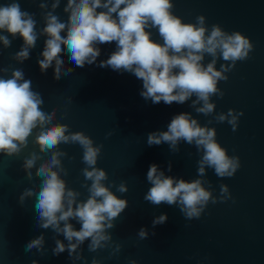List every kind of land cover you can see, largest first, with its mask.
I'll return each mask as SVG.
<instances>
[{"label": "water", "instance_id": "water-1", "mask_svg": "<svg viewBox=\"0 0 264 264\" xmlns=\"http://www.w3.org/2000/svg\"><path fill=\"white\" fill-rule=\"evenodd\" d=\"M11 2L0 0V5ZM17 2L22 10L34 14L38 39L29 50V59L23 62L14 58L23 47L22 38L9 37L12 42L7 48L0 42V77L11 78L13 70L22 69L24 79L31 80L32 90L43 101L42 110L55 113L48 127L65 124L69 127L65 135L83 132L93 140V147L103 145L95 167L105 171L107 180L102 183L119 199L126 200L128 206L112 221L114 227L106 228L105 234L111 239L102 242V247L90 251L89 238L69 255V241L64 235L52 227L40 226L35 193L40 190L41 178L36 172L51 160L54 151H60L66 153L58 159L68 173L65 176L60 172V177L67 189L79 193L77 203L88 199L92 181L85 180L82 174L87 165L83 163V149L79 144L61 143L52 151L41 152L34 142L39 131L36 129L19 155L8 157L0 153V264H33L34 261L36 264H93L94 260L97 264H264V0H172V12L183 23L195 24L196 18L203 16L209 32L212 25H219L229 35L240 32L253 45L249 57L237 61L225 73L228 80L218 82L224 96L210 98L216 107L209 116L196 111L203 102L192 106L195 95L184 104L166 105L163 101L153 104L140 95L143 82L134 74L98 67L116 50V42L97 45L101 54L96 63L85 64L83 68L69 61L65 49L61 53L65 59L64 70L72 68L73 71L56 79L53 62V67L42 73L37 61L42 59L47 39L42 32L45 17L52 11L59 19L66 20L70 15L64 12L67 0H60L55 10L53 0ZM40 3L47 7L40 8ZM151 33L153 41L163 43L158 29H151ZM212 59L205 53L202 63L206 67ZM230 63L218 58L216 70H220L221 64ZM230 109L243 113L236 131L227 121L215 120L217 115L227 114ZM180 113H189L201 126L215 128L216 141L230 157L239 158L240 168L234 176L220 178L207 166L205 175L199 176L203 151L194 143L190 145L181 140L177 150L169 143L148 145V134L167 131L172 118ZM33 153L38 159L26 170L24 161ZM152 164L177 180H203V186L211 191L217 203L212 204L210 200L199 219L188 220L178 205L155 206L145 201L152 186L147 180ZM53 171L59 172V168ZM122 182L128 189L125 193L117 192L113 186L118 187ZM222 184L229 190L223 195ZM29 189L34 194L24 196ZM162 214L167 215L166 222L153 226V220ZM64 223L60 222L61 228ZM68 223L77 231L81 227L73 219ZM141 228L147 231L146 238L140 237ZM41 236V248L26 251L27 244ZM57 240L66 249L59 255L53 251Z\"/></svg>", "mask_w": 264, "mask_h": 264}, {"label": "clouds", "instance_id": "clouds-1", "mask_svg": "<svg viewBox=\"0 0 264 264\" xmlns=\"http://www.w3.org/2000/svg\"><path fill=\"white\" fill-rule=\"evenodd\" d=\"M59 4L60 0H53L52 9L55 10ZM39 7L43 9L47 5L40 3ZM173 8L172 0H67L64 12H70V15L66 20L59 19L52 11L45 17L42 32L47 39L41 53L42 59L37 61L39 68L42 73H46L55 62L54 78L59 79L61 75L73 71L72 68L64 70L65 59L61 53L65 49L69 61L83 68L85 64L96 63L101 54L97 45L116 42V50L98 67L134 74L143 82L140 95L153 104L161 101L166 105L173 102L184 104L195 95L192 106L203 102L196 111L209 116L216 107L210 98L214 95L220 98L224 96L217 86L218 82L228 80L225 73L230 72L237 61L246 60L253 45L240 32L229 35L219 25H212L209 32L204 26L203 16L197 17L195 24H185L173 14ZM36 27L34 14L22 10L17 0L0 5V33H7L0 34V42L7 48L12 42L9 37L23 40V47L15 54L16 60L23 62L29 59V50L35 47L38 39ZM154 28L158 29L163 43L151 39V29ZM205 53L213 57L206 67L202 63ZM218 58L231 63L221 64L220 70H216ZM42 103L39 93L32 90L31 80L24 79L22 69L13 70L11 78L0 77V153L8 157L19 155L36 129L39 131L34 142L41 152L52 151L61 143L81 146L82 160L87 165L82 174L85 180L92 181L88 188V199L77 203L79 193L66 188L60 172L65 176L68 173L58 159L66 153L54 151L51 160L42 164L36 172L41 184L40 190L35 193V210L42 228L52 227L69 241V255L89 238V250L96 251L103 246L102 242L111 239L105 230L114 227L112 221L127 208V201L119 199L102 183L107 180V175L104 170L95 167L103 145L93 147V140L83 132L65 135L69 132L65 124L48 127L55 113L43 111ZM242 115V112L230 109L227 114L217 115L215 120L218 123L227 121L236 131ZM216 135L215 128L201 126L189 113H180L172 118L167 131L149 133L147 143L149 146L169 143L173 150H177L176 146L181 140L190 145L194 143L198 150L203 151L199 161V176L205 175L207 166L220 178L232 177L240 168L239 158L230 157L227 150L216 141ZM37 159L35 153L31 154L24 161V168L31 169ZM53 168H59V172L53 171ZM158 169L156 164L149 166L147 180L152 186L144 197L145 201L155 206L178 205L188 220L199 219L210 200L212 204L217 203L211 191L203 186V180H177ZM113 186L119 193L128 190L123 182L118 187L115 184ZM220 187L222 195L228 193L227 185L222 184ZM33 194L29 189L24 196ZM70 219L80 224L78 231L68 223ZM166 220L167 215L162 214L153 220V226L163 224ZM61 221L65 222L63 228L60 227ZM139 235L143 239L148 233L141 228ZM73 240L76 243H72ZM42 244L43 236L28 243L26 251L40 249ZM65 250V245L57 240L54 254L59 255ZM93 264L97 262L94 260Z\"/></svg>", "mask_w": 264, "mask_h": 264}]
</instances>
